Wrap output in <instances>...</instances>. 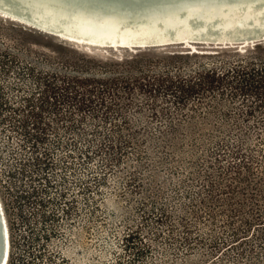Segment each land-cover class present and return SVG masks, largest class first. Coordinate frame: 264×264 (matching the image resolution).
Wrapping results in <instances>:
<instances>
[{
  "label": "rangeland",
  "instance_id": "rangeland-1",
  "mask_svg": "<svg viewBox=\"0 0 264 264\" xmlns=\"http://www.w3.org/2000/svg\"><path fill=\"white\" fill-rule=\"evenodd\" d=\"M0 17L11 264H264V44L108 51ZM239 160L256 191L230 201Z\"/></svg>",
  "mask_w": 264,
  "mask_h": 264
},
{
  "label": "water",
  "instance_id": "water-1",
  "mask_svg": "<svg viewBox=\"0 0 264 264\" xmlns=\"http://www.w3.org/2000/svg\"><path fill=\"white\" fill-rule=\"evenodd\" d=\"M125 1L129 3L121 6L118 0H0V13L5 15L6 18L3 19H7V16L8 18L11 17V19L16 18L22 22H13L24 28L42 33L46 36H51L60 42L67 43L66 41L60 40L52 28L76 34H85V36L101 39L102 36L94 32L95 28L100 24L106 23L112 25L114 21H133L134 24H137V22L142 24V22H144L147 24L146 26H148V28L145 27V31L141 29L122 31L119 30L118 27H110L109 34H118L126 39L136 38L142 36V34L150 37L155 35L158 36L166 31L179 34L178 30L183 28L186 29L190 25L195 24V26L203 28L207 23H213L215 20L219 19V11L216 10L218 6L232 8L234 7L233 5L237 3L250 4L257 0H157L153 5L149 6L144 5V0ZM206 11L215 12V14L217 12L216 18L210 20L213 17L209 19L211 16L209 13L205 16L207 13ZM21 15L23 17H21ZM27 18L32 21L27 20ZM193 19L195 20L193 24L189 23V20ZM249 20L251 19L248 17L246 20L239 21L236 24L244 28ZM217 24L218 23H216V25ZM257 41L258 40L255 42ZM158 46L159 45L134 47L130 48V50L132 53H136ZM198 46L203 47L202 45ZM183 47H185V44ZM159 49H166V46H160ZM245 49L246 48H244V50ZM107 50L111 51L112 49ZM193 50L194 48L191 50L183 49L181 52L188 53ZM1 243L2 238L0 236V254L2 252Z\"/></svg>",
  "mask_w": 264,
  "mask_h": 264
},
{
  "label": "bare ground",
  "instance_id": "bare-ground-1",
  "mask_svg": "<svg viewBox=\"0 0 264 264\" xmlns=\"http://www.w3.org/2000/svg\"><path fill=\"white\" fill-rule=\"evenodd\" d=\"M118 1L121 6L123 4L129 3L125 0ZM156 1L157 0H144V5H153ZM233 6L234 7L232 8H228L226 6H218L216 10L219 11V19L215 20L213 23H207V25L203 28H199L200 26H195V24L190 25L186 29L183 28L181 30H178L179 34H175L176 32L166 31L162 32L163 34L158 36L155 35L150 37L145 34H142V36H138L132 39H126L125 37L119 36L118 34H109L111 29L110 27H118V29L122 31H132V29H141L142 31H145V27L148 28V26H146L147 24L144 22H142V24L140 22L134 24L133 21H114V24L112 25L106 23L100 24L97 28H95L94 32L100 34L102 36L101 39L87 35L85 36V34H76L57 28L52 29L53 31H55L54 33L59 37V39H63V41L66 40L67 42L76 43L78 45H83L90 48H111L113 50H122L124 48L130 50V48L134 47H145L154 45H159L158 47H164L174 44H185V47H187L188 50L194 48L192 52L189 51L188 53H195L202 52V50H199L198 45H203V47L213 46L219 48L226 47L228 45H235L241 50H244L245 47L241 48V46L243 47L254 44L256 43V40H258L257 42L264 43V0H257L255 2H251L250 4L237 3ZM206 12L207 13L205 14V16H207L208 13L209 15H211L209 19L213 17L210 20L216 18L217 12L216 14L215 12ZM0 16L5 17V15H2L1 13ZM21 17L23 16L21 15ZM248 17L249 19H251L247 23L248 26L246 25V27L241 28V26L236 24L239 21L246 20V18ZM8 19L18 23L22 22L16 18L11 19V17H9ZM27 20L32 21L28 18ZM194 21V19L189 20V23L193 24ZM216 23L218 24L216 25ZM0 236L2 238V252L0 254V264H8L10 259V232L1 200Z\"/></svg>",
  "mask_w": 264,
  "mask_h": 264
},
{
  "label": "trees",
  "instance_id": "trees-1",
  "mask_svg": "<svg viewBox=\"0 0 264 264\" xmlns=\"http://www.w3.org/2000/svg\"><path fill=\"white\" fill-rule=\"evenodd\" d=\"M256 44H264L263 42H256ZM255 44V45H256ZM253 46V44H251V45H247V46H241V48H251ZM224 48H235L237 51H239V52H242V51H245V50H241V49H239V47H237V46H235V45H228V46H226V47H221V48H219V47H212V49H207V50H209V51H205V50H202V52L201 53H203V54H206V53H216L217 51H219V49H224ZM211 50V51H210ZM195 53H200V52H195ZM188 54H190V53H188ZM192 54V53H191ZM212 73H214V72H212ZM246 163H248V162H246V160H245V162H241L240 163V160H239V162L237 163V165L235 166V169L232 171V174H234V175H236V176H233V175H230L229 177L231 178L230 180H231V182L229 181V183L227 182V183H224L223 185H222V187L221 188H219L218 189V191H219V194H221V193H223V194H225L226 196H229V200L230 201H234V200H236V198H235V195L236 194H238V193H241V194H244V193H246V192H243V190L244 191H247L246 189H244L241 185H240V182H242V185L244 184H247V186L249 187V188H251V193H254V191H256V188H254V183H255V181H252V179L251 180H249L247 177H245V173H244V170L247 168V166L246 165H248V164H246ZM254 177H257V175H254ZM257 179V178H256ZM255 178L253 179V180H256ZM232 180H233V182H232ZM250 181H252V182H250ZM235 186H236V188H235ZM242 188H243V190H242ZM218 193V192H217ZM238 202V201H237ZM212 218L214 217L213 216V214L212 215H210ZM8 264H11V241H10V259H9V263Z\"/></svg>",
  "mask_w": 264,
  "mask_h": 264
}]
</instances>
